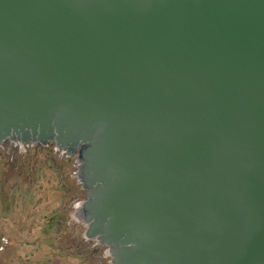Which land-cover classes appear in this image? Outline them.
<instances>
[{"label":"water","instance_id":"1","mask_svg":"<svg viewBox=\"0 0 264 264\" xmlns=\"http://www.w3.org/2000/svg\"><path fill=\"white\" fill-rule=\"evenodd\" d=\"M75 157L108 264H264V0H0V146Z\"/></svg>","mask_w":264,"mask_h":264},{"label":"rangeland","instance_id":"2","mask_svg":"<svg viewBox=\"0 0 264 264\" xmlns=\"http://www.w3.org/2000/svg\"><path fill=\"white\" fill-rule=\"evenodd\" d=\"M34 149L36 150V148ZM41 149L42 147H38V150L23 159L22 157L16 158L17 166L15 167L13 166L15 158L11 159L7 155V150L0 148V217L3 216V209L23 207L30 216L34 204L27 205L25 198L37 195L41 202L36 206L41 205L43 224L48 223L47 221L54 212H61L64 215L61 225L68 228L67 234L61 233L60 227L51 228L53 231L42 234V241H47V244L55 246L60 254L76 255L81 264H108L110 258L104 256V248L96 246L93 241L84 240L82 234L85 228L72 216L79 202L85 199V192L80 190L76 181L75 157L67 158L65 154L57 150L56 155L50 156ZM15 150L17 151V149ZM17 155L21 154L17 152ZM23 163L24 165L21 166ZM29 219L26 217V220L22 221L23 226L18 229L20 231L18 237H23L22 232L27 231L30 226L36 223L33 220L28 222ZM0 234L8 236L4 232H0ZM9 238L13 242L12 238ZM47 244L42 249L40 248L33 264H46ZM19 252L20 256H17L16 254ZM25 253V248L21 249L17 245L8 246L0 254V264H10L11 258L18 259L14 264H23L20 260ZM52 257L56 258L53 251Z\"/></svg>","mask_w":264,"mask_h":264},{"label":"crops","instance_id":"3","mask_svg":"<svg viewBox=\"0 0 264 264\" xmlns=\"http://www.w3.org/2000/svg\"><path fill=\"white\" fill-rule=\"evenodd\" d=\"M25 202L27 205H30L32 203L34 204L33 209L30 212V216H28V212L27 210L24 209V207L14 208V209L12 208L3 209L2 210L3 216L0 217V232L2 233L4 232L9 237L12 238L13 240L12 245H17L21 249L23 248L26 249V253L21 256L22 259L20 260L23 264H33V262L36 261V255L40 251V248L42 249L43 247H45V244H47L46 243L47 241H42L41 239L42 234L49 233V231L52 230L51 228H59V227L61 233L67 234L68 228H66L67 226L63 224L61 225L64 215L61 212L55 213L53 210L52 212L54 213L50 216V219L47 221L48 223L43 224L44 222L41 220V209H40L41 205L36 206V204L41 202V199L38 198L37 195H35L34 197L30 196L29 198L26 196ZM26 217L30 218L28 222H31L33 220L36 223L30 226L27 231L24 230L22 232L24 235V236L22 235L23 237H18V234L20 233L18 229H20L23 226L22 221L26 220ZM52 251L56 256L55 259L52 257ZM46 253H47L45 258L46 264H81L79 263L80 260L77 259L76 255L65 256L63 254H60L59 250H57V248L55 246H52V244L50 243L47 244ZM16 255L20 256V252ZM17 260L18 259L11 258L10 264H14V262H16ZM58 260L59 262H57Z\"/></svg>","mask_w":264,"mask_h":264},{"label":"flooded vegetation","instance_id":"4","mask_svg":"<svg viewBox=\"0 0 264 264\" xmlns=\"http://www.w3.org/2000/svg\"><path fill=\"white\" fill-rule=\"evenodd\" d=\"M51 144V143H49ZM49 144L47 146H43L41 144H29V145H15L13 144L12 142L10 141H6L2 144V146H0V148L4 149V150H7V152H9L10 150H15L17 149L18 151V154H24L23 152L28 150V149H34V148H37V147H48ZM59 151V150H57ZM60 152V151H59ZM61 153V152H60ZM72 158V157H71ZM84 192V191H83ZM95 244V243H94ZM99 247V245H96ZM102 248H104V251H105V246H101ZM104 256L106 257L105 253H104Z\"/></svg>","mask_w":264,"mask_h":264},{"label":"trees","instance_id":"5","mask_svg":"<svg viewBox=\"0 0 264 264\" xmlns=\"http://www.w3.org/2000/svg\"><path fill=\"white\" fill-rule=\"evenodd\" d=\"M36 150H38V147L36 148ZM35 149H30L27 153H24V154H21V155H17V152L18 151H16V150H10L9 152H7L8 154V156L11 158V159H13V158H15V161H14V165L13 166H17V163H16V158H21L22 157V159L23 158H25V156H28L29 154H31V153H33L34 151H36ZM42 151H45L47 154H49L50 156L51 155H56V149H55V145H54V143H51V145H50V147H42V149H41ZM11 151H13V152H11ZM13 155V156H12ZM15 155H17L16 157H15ZM72 159V158H71ZM68 160V159H67ZM24 165V163L21 165V166H23Z\"/></svg>","mask_w":264,"mask_h":264},{"label":"built area","instance_id":"6","mask_svg":"<svg viewBox=\"0 0 264 264\" xmlns=\"http://www.w3.org/2000/svg\"><path fill=\"white\" fill-rule=\"evenodd\" d=\"M29 150L30 149L24 151L23 153H27ZM11 245H12V241L8 236L0 235V254L4 252L8 246H11Z\"/></svg>","mask_w":264,"mask_h":264}]
</instances>
